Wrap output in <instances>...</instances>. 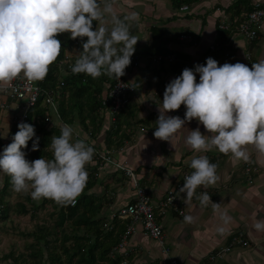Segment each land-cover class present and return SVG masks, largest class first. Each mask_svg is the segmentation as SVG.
<instances>
[{
    "label": "clouds",
    "instance_id": "9594fccd",
    "mask_svg": "<svg viewBox=\"0 0 264 264\" xmlns=\"http://www.w3.org/2000/svg\"><path fill=\"white\" fill-rule=\"evenodd\" d=\"M105 14H111V28L106 23L94 26ZM138 18L135 11L123 18L115 15L112 0H0V82L10 83L20 74L30 81L44 79L61 53L58 34L64 32L74 39L87 37L73 73L119 79L131 64L139 40L130 31V22ZM182 104L186 107L183 118L168 114ZM159 112L154 136L162 140L172 142L186 122L195 118L208 134L200 127L188 128L185 143L193 150L206 152L216 147L244 161L249 159L248 145L264 153V60L249 67L242 62L220 65L208 57L206 64L185 67L166 85ZM18 128L12 142L0 152V172L11 177L16 192H30L35 200L74 202L87 185L86 164L93 160L94 146L74 138L79 134L65 123L61 134L52 137L53 157L29 160L24 149L32 140V150H38L40 137L32 123L20 122ZM190 167L193 171L185 177L180 192L186 193L187 201L195 196L201 206L211 202L223 221L216 230L225 233V225L232 220L227 210H221L208 192L196 193L198 187L217 182L218 164L207 155H198ZM184 220L193 223L195 217L187 214ZM254 228L264 231V219L256 220Z\"/></svg>",
    "mask_w": 264,
    "mask_h": 264
},
{
    "label": "crops",
    "instance_id": "0c3cea01",
    "mask_svg": "<svg viewBox=\"0 0 264 264\" xmlns=\"http://www.w3.org/2000/svg\"><path fill=\"white\" fill-rule=\"evenodd\" d=\"M234 1L201 0L175 9L170 0H112L114 13L120 18L132 11L139 13V18L130 22L131 27L135 28L132 34L139 38L136 46H143L139 50L141 48L143 50L149 43L147 28L149 29L153 24L165 28L166 36L171 39L165 43L167 53L164 55H173V60L161 61L149 66L146 59L145 62H141L144 58H140L138 65L126 73L131 83L129 97L134 113L132 117L128 116V112L124 113L121 130L128 137L123 139L119 147H108L105 144V129L110 125V119L104 120L101 130L94 137L85 135L82 129L81 132L76 130L79 134L78 138L85 139L96 151L107 149L115 159L127 160L130 167L138 174L140 183L147 187L155 204L174 184L183 181L185 173L189 175L193 171L190 167L193 157L207 155L212 162L218 164L219 179L214 185L198 187L196 193L200 195L205 191L208 192L213 202L220 203L221 210H227L232 217L231 222L225 225V233L221 234L216 229L223 224V221L212 207V203L201 206L195 196L187 201L186 193L179 192L178 196L184 205L186 215H193L195 222L187 223L184 216H179L170 210L162 213L157 209V218L162 224L164 233V247L167 248L168 253L162 252V247L155 240L137 232L129 238L134 250L122 255L121 264L154 262L166 264L165 260L168 257H175L183 264H204L211 252L227 245L232 237L241 235L246 240V245L234 247L221 264H264V231H257L254 228L256 220L264 219V153L253 145L247 146L249 151L247 162L254 167L251 181L248 182L243 172L246 162L243 159H237L231 153L225 154L216 147L206 152H197L185 143V138L191 129L200 127L203 133L208 134L204 126L195 118L186 122L185 128L173 137L172 142L154 136L157 126L155 121L160 114L159 104H162L166 85L182 74L185 67L194 68L196 63L206 64L208 57H213L220 65L225 62L247 64L244 57L246 51L250 52L254 62L264 60V25L258 38L252 43L232 35L224 48L218 47L220 22L235 20L233 19L235 16L232 18L233 15L225 11V8ZM251 3V6L254 4L264 6V0H251ZM184 6L187 8L185 9ZM107 18L109 20L106 24L111 28V14H105L102 22ZM182 36H190L191 39H182ZM144 38L145 40L142 41ZM213 44L218 50H210ZM196 75L198 82L199 74ZM0 103L5 105L4 108L0 106V128L7 126L10 131L11 125L14 124L12 107L15 103L3 94H0ZM185 112L186 107L182 104L179 109L169 110L168 114L183 118ZM89 165L96 169L99 179L97 182L106 176L105 172L115 171L109 164L98 169L94 157L86 164ZM101 170L103 172H100ZM120 192L125 196L124 201L131 200L130 189L125 188ZM26 193L30 192H24ZM24 194L12 188L8 202H23ZM126 203L128 202L122 205ZM122 205L109 208L104 215L106 219L111 220ZM8 263L10 260L0 262V264Z\"/></svg>",
    "mask_w": 264,
    "mask_h": 264
},
{
    "label": "trees",
    "instance_id": "16d2710c",
    "mask_svg": "<svg viewBox=\"0 0 264 264\" xmlns=\"http://www.w3.org/2000/svg\"><path fill=\"white\" fill-rule=\"evenodd\" d=\"M200 1L170 0L172 7L175 9ZM251 4V0H235L225 8V11L230 12L233 15L232 18L235 16L233 19L241 21L243 19L242 14L252 8ZM95 23L98 25L99 21L94 22V26ZM134 30L135 28L130 27L131 33ZM148 30L150 37L148 45L143 50L134 52L133 55L138 59V62L140 58L148 59L150 66L153 64L154 58L167 53L165 43L171 37L166 36L167 30L165 28L155 24L151 25ZM218 31L217 45L224 48L233 35V30H222L218 27ZM58 38L62 43L61 53L50 65L46 77L38 80L37 83L45 91L52 92L55 100H58L57 109L60 120L50 112V107L43 102L42 98L30 109L26 122L35 125L36 135L40 137V147L38 150L33 151V141L30 140L28 142V147L24 150L27 152L29 160H35L42 156L48 159L53 157L51 148L52 137L61 134V128L64 123L71 124L77 131L82 129L86 133L85 135L94 137L101 130L104 120H108L100 112V109L106 90L114 82L115 76L102 74L93 78L85 73H73L71 70L72 66L83 51V43L87 40V37L74 39L70 36V33L64 32L58 34ZM72 48L76 50V53L68 55V61L65 62V56L71 53L68 51ZM132 69H125L123 77L126 78V73ZM125 112H128V116L132 117L134 107L131 105L123 107L116 114L115 121H110V125L105 129L106 146L119 147L123 143V139L128 137L121 130ZM18 130V125H11L8 133V144L12 142V137ZM34 139L35 137H33ZM87 167L90 169L87 185L76 198V204L73 206H70L69 203L59 204L49 198H42L40 203H37L30 193L24 194V192L25 201L18 203H9L0 196V233H8V228L5 224L11 218L12 213L23 217L43 207L46 202L53 203L55 207L59 208L54 209L52 215L58 213V221H56L55 226L60 229V235L57 236L56 234L54 236L48 225L41 222L37 223L34 229L22 233L32 237V241L24 246L25 250L10 249L8 253L0 257V262L10 260L8 264H121L122 255L116 253L114 247L125 230V224L118 219V211L111 220L106 219L101 214L102 198L87 193L97 182L96 169L90 165ZM112 168L114 167L112 166ZM114 170L111 176H121L118 177L121 180L123 173L115 168ZM1 176L10 179L7 173L1 172ZM106 221L113 223L112 229L104 227ZM64 224L70 228L69 233L66 231L67 228L63 227ZM48 251L50 252L46 262L45 254ZM62 256H64V259Z\"/></svg>",
    "mask_w": 264,
    "mask_h": 264
},
{
    "label": "built area",
    "instance_id": "2783aa9c",
    "mask_svg": "<svg viewBox=\"0 0 264 264\" xmlns=\"http://www.w3.org/2000/svg\"><path fill=\"white\" fill-rule=\"evenodd\" d=\"M186 9V6L184 7ZM264 25V6L260 4H254L252 8L243 14L241 21H221L219 28L222 30H233V35L240 36L246 42H252L256 40L259 33L262 31ZM188 40L190 36H182ZM211 51L218 50L216 45L210 46ZM68 55L65 56V62L68 61ZM245 60L249 67H252L254 61L251 58L249 51H246ZM167 59L173 60V55H159L156 57L158 63ZM138 65V59L133 55L131 57V64L126 68H134ZM62 85V83H61ZM130 90L131 83L129 80L121 76L119 79L115 76L114 82L107 88L106 93L102 99V106L100 112L106 114L107 119L114 122L116 114H118L123 107L130 105ZM0 94L6 95L15 105L12 107L13 111V123L19 125L20 122H26L30 109L36 105L39 99H43V102L47 104L52 110L53 115L60 120L55 96L52 92L45 91L37 81L28 80L23 74H20L13 81L0 82ZM1 108L5 105L0 103ZM8 107V106H7ZM65 124V123H64ZM75 138H78L75 137ZM94 160L102 168L103 165L109 164L120 170L123 173V177L128 183L132 185L133 194L131 200L118 209V219L125 224V230L121 235L119 242L114 247L116 253L120 255H126L130 251L134 250V246L130 244L129 238L134 236L137 232H141L146 237L153 239L156 243L162 247V252L168 253L166 247H164V233L161 222L157 218L156 210L165 213L169 210L176 213L179 216H185L186 210L182 204L178 193L185 183V177L183 175V181L177 182L172 188L168 189L162 199L157 204L153 203L149 191L146 186L142 185L139 181V176L130 167L127 160L115 159L111 151L104 149L102 151H96L94 153ZM254 170L253 165L245 162L243 166V172L247 177V181H251V173ZM70 206L76 204L74 202L69 203ZM105 228L112 229L113 225L109 222H105ZM246 240L241 236L232 237L230 242L222 246L208 255V260L204 264H221L225 256L231 252L236 246H245ZM166 264H183L179 259L175 257H168L165 260Z\"/></svg>",
    "mask_w": 264,
    "mask_h": 264
},
{
    "label": "rangeland",
    "instance_id": "374dc122",
    "mask_svg": "<svg viewBox=\"0 0 264 264\" xmlns=\"http://www.w3.org/2000/svg\"><path fill=\"white\" fill-rule=\"evenodd\" d=\"M108 20L109 19L107 18V20H105L104 22L99 21V24L101 22L106 23ZM146 26H148V25H146ZM147 31H149L148 28H147ZM234 36L236 38L240 39V36H237V35H234ZM143 40H145V38L142 39V41ZM140 47L143 48V46H135V52H137L136 49L139 50ZM142 48H141V50H142ZM68 52H71L68 54L72 55V54L76 53V50L74 48H72ZM145 59L146 58L142 59L141 62H145ZM146 60L148 61V59H146ZM162 62H169V61L167 59H164ZM146 63H148V62H146ZM153 63H158V61H156V58H154ZM147 65H149V63ZM126 79L128 80L127 77H126ZM55 101L57 104L58 100L56 99ZM50 112L52 113V110H50ZM53 122H56V121H53ZM105 124L107 125V123H105ZM8 133H9V129L7 126L0 128V152L3 151L4 147L9 142ZM96 167L98 169H101V167L98 164ZM86 168H87V171L89 174L90 169L87 166H86ZM100 172H103V170H101ZM111 172H112V170L105 172L106 176L100 182H96L95 186L93 188H91L90 190H88V192H87L88 194L95 195V197L98 196V197L102 198L101 203L103 206L101 207V214L103 216L105 215V212L109 208L110 209L116 208V207H119L120 205H122L123 203H125L126 201L127 202L130 201L128 199L126 201L123 200V199H125L124 198L125 196H122L120 194L121 193L120 191H122V189L123 190L125 188H127L128 190L130 189L131 194H133L132 185L130 183H128L124 177H122L121 180L118 178L121 176L112 177ZM97 176H98V174H96V178H97ZM245 177H246V175H245ZM246 179H247V177H246ZM97 180L99 181L98 178H97ZM1 187H2V189L0 191L1 192L0 196H1V198H4L5 201H8L10 194H11V190L13 188V184L11 181V177H10V179L9 178L6 179L3 176H1V172H0V188ZM40 201H41V199L35 200V202H37V203H40ZM11 203H13V202H11ZM54 209H59V208L55 207L53 205V203L46 202L43 207L36 209L35 212L32 213L33 216L30 213L29 215L19 217V216H16L15 213H12L11 218L5 224L8 228V233L7 234L6 233H4V234L0 233V257H2L4 254L8 253L10 251V249H14V250H18V251H24L25 250L24 246H26L27 243H30L32 241V237H28L22 233L27 232V231H31L32 229L35 228V225L37 223H40V222L45 223L46 225L49 226L50 231L54 233V236L56 234H57V236H59L60 235V229H58L55 226L56 221H58V217H57L58 213L56 215L55 214L52 215V213L54 212ZM63 227H66L67 228L66 231L69 233L70 228L66 224H64ZM49 252L50 251H48L45 254V256H46L45 259L46 258L48 259ZM62 257L64 259V256H62ZM47 259H46V262H47Z\"/></svg>",
    "mask_w": 264,
    "mask_h": 264
},
{
    "label": "bare ground",
    "instance_id": "6f19581e",
    "mask_svg": "<svg viewBox=\"0 0 264 264\" xmlns=\"http://www.w3.org/2000/svg\"><path fill=\"white\" fill-rule=\"evenodd\" d=\"M263 6V5H262ZM185 7V6H184ZM186 8H187V6H186Z\"/></svg>",
    "mask_w": 264,
    "mask_h": 264
}]
</instances>
